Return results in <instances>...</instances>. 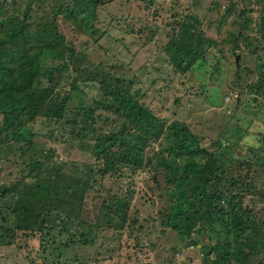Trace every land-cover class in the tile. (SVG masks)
Here are the masks:
<instances>
[{
	"label": "trees",
	"instance_id": "obj_1",
	"mask_svg": "<svg viewBox=\"0 0 264 264\" xmlns=\"http://www.w3.org/2000/svg\"><path fill=\"white\" fill-rule=\"evenodd\" d=\"M106 1L0 0V160L16 150L14 161L21 168L19 180L0 184V237H9L7 244L15 242L29 264H38L32 257L39 250L42 254L51 249L56 257H63L60 245H70L72 250L74 238L88 241L86 234L74 232L72 224L84 225L80 217L86 203L97 198L101 200L94 216L101 240L97 260L121 256L127 237L134 240V247L143 242L152 246L169 229L180 240L199 246L202 253L213 254L211 264H226L224 258L236 252L242 261L249 259L248 264H264V241L247 253L238 245L233 253L230 250L232 244L241 245L251 229L264 231V206L255 203L259 197L264 200V190L236 168L232 159L239 160L214 149L207 152L200 145L190 149L197 137L187 122L167 120L153 105L141 102L140 89L132 88L135 78L121 76L122 63L103 67L90 63V55L78 53L74 39L59 29L58 21L67 24L66 31L94 29L96 8ZM142 1L145 8L159 7L156 0ZM228 1L219 10L217 0H203L206 11L214 7L218 12L214 37L202 28L208 14L198 20L190 9L187 14L171 13L163 54L175 74L184 76L196 65L206 64V57L219 54L225 45L234 54L258 55L257 45L262 47L259 41L264 39V0ZM251 1L259 5V16H253ZM84 44L87 47L89 42ZM216 64L211 72L217 70ZM256 75L248 93L263 90L264 80ZM64 86L68 89L62 94ZM89 88L95 92L89 93ZM56 95L62 96L60 105L50 108ZM43 116L50 123L48 139L55 141L60 132L62 142H79L88 149L87 158L77 161L83 164L80 169L71 171L69 161L39 149L34 126ZM12 142L21 144L14 148ZM255 165V160L247 161L245 168L250 173ZM144 169L151 179L160 177L166 194L170 192L168 212L158 215L161 226L157 227L155 217L148 223L153 231L143 225L133 204L140 191L135 178ZM107 177L118 190L105 189ZM247 192L252 193L248 203ZM10 214L16 218L13 228L6 225ZM151 233L155 235L152 241L148 240ZM66 234L71 240H63ZM75 253L66 264L95 261ZM14 263L19 264L16 259Z\"/></svg>",
	"mask_w": 264,
	"mask_h": 264
},
{
	"label": "rangeland",
	"instance_id": "obj_2",
	"mask_svg": "<svg viewBox=\"0 0 264 264\" xmlns=\"http://www.w3.org/2000/svg\"><path fill=\"white\" fill-rule=\"evenodd\" d=\"M228 3V0H217L218 9L224 10ZM156 4L159 7L152 5L148 9L145 8V2L142 0H108L96 8L92 23L94 29L88 26L79 27L75 31H66L68 26L62 21H58V27L67 33L69 39H74L78 53L83 52L90 55L91 59L88 60L90 63L95 62L97 65L99 62L102 67L106 63L108 65L122 63L121 76L128 79L135 78L132 88L140 89L141 102L153 105L156 112L167 120L179 119L187 122L197 137L195 142L190 144V149L200 145L207 148V152L214 149L220 154L222 152L225 155L236 157L239 161L232 159L234 163H237L236 168H240L247 178L250 176L249 182L253 186L264 190V84L263 90L259 93H248L250 92L248 85L257 79V72L259 78L264 80V39L259 41L262 47L257 45L258 58L247 53L243 56L234 54L229 46L225 45L219 54L206 57V64L196 65L184 76L175 74L163 54V45L168 40L165 30L170 29L166 22L173 20L171 13L187 14L190 9L197 14L195 16L198 20L208 14L206 20L204 19L205 26L202 28L214 37L217 30L218 12L214 7L206 11L207 3L203 0H156ZM238 4H243L242 0ZM251 4L254 10L253 16H259V5L252 1ZM146 19L150 21L147 27L145 26ZM208 19L210 21L207 23ZM159 27L162 29L156 35H152L154 33L152 31ZM84 42H89L87 47ZM141 44L145 45L141 46ZM252 47L254 48V43ZM238 50L241 51V49ZM237 55L239 56L238 65L235 62ZM216 62H218V65L216 64L218 68L211 72ZM67 89L68 87L64 86L61 93L63 94ZM87 91L92 93L95 89L89 88ZM254 96L256 100L252 99ZM61 97L56 95L51 100L50 108L60 105L58 101ZM1 118L2 115H0V122ZM37 120L34 133L39 140V149L47 153L54 152L57 158L69 161L71 171L80 169L83 164L77 161L87 158L88 149L79 142H62L59 140L60 132H57L58 136L55 141L48 139L46 136L49 133L46 131L50 128L49 121L44 116ZM22 136L24 138L23 134ZM217 139L220 141L215 145L214 142ZM19 144L21 142L17 144L12 142L14 148ZM157 147L156 144L155 149ZM16 153V150L9 152L0 160V184L2 185H10L21 178V168L18 162L14 161ZM199 154L202 155V153ZM222 158L225 157L222 156ZM253 160L256 161V165L250 169L249 173L245 165L247 161ZM225 163H227L226 159H224ZM135 179L137 180L136 188H140V191L133 204L140 211L141 219L144 220L143 225L150 223V219L155 217L159 228L161 217L158 215L162 211L168 212L170 192L166 194L163 180L156 175L151 179L146 169ZM105 182L108 183L105 186L106 190L119 189L116 182L108 180V177ZM251 194L247 192L246 203L249 202ZM258 199L259 201L256 199L255 203L260 202L264 206V200L260 197ZM99 201L101 202L97 198H89L86 210L80 217L84 220V225L80 226L77 222L72 224L74 232L86 234L88 241L84 242L83 239L74 238V241H71L72 250L70 245L67 248H62L60 245L61 251H65L64 256L60 258L56 257L57 252H52L51 249L42 254L39 250L32 258L38 264H66L70 262L72 254L76 251L75 254H83L95 260L88 261L87 264L91 262H94L93 264H211L210 259L214 258L213 254L202 253L199 246L189 244V239L180 240L179 234L169 229L152 246L142 241L143 243L138 247H134V240L127 237V243L123 244L121 256L114 255L105 260H97L95 257L101 240L97 237L94 216L97 213ZM251 201L253 202L254 199ZM4 218L7 219L6 216ZM15 219L13 220V215L10 214L6 225L13 228ZM148 227L151 231L154 230V227L152 228L149 224ZM245 235L241 245L232 244L231 252L236 250L238 245V247H243L247 253L248 249L264 241L263 230L251 229V232ZM154 236L151 233L148 240L152 241ZM8 239L7 236L0 237V264H15V259L19 264H29L23 258L15 242L6 243ZM68 239L71 240V237L64 235L63 240ZM222 247L220 254L224 256L226 247L224 245ZM125 254L128 257H124ZM235 254L236 256L230 255L229 259L224 258L227 260L226 264L228 260H231L230 264L250 263L249 259H246L248 263L242 261L240 253ZM40 256H42V261L39 259ZM250 256L255 257L256 254Z\"/></svg>",
	"mask_w": 264,
	"mask_h": 264
},
{
	"label": "water",
	"instance_id": "obj_3",
	"mask_svg": "<svg viewBox=\"0 0 264 264\" xmlns=\"http://www.w3.org/2000/svg\"><path fill=\"white\" fill-rule=\"evenodd\" d=\"M238 59H239V56L237 55V56L235 57V62H236L237 65H238Z\"/></svg>",
	"mask_w": 264,
	"mask_h": 264
}]
</instances>
